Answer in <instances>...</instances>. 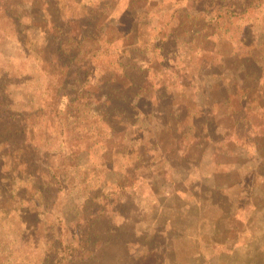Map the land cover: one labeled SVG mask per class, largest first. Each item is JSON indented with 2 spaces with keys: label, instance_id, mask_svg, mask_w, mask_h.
Segmentation results:
<instances>
[{
  "label": "rangeland",
  "instance_id": "rangeland-1",
  "mask_svg": "<svg viewBox=\"0 0 264 264\" xmlns=\"http://www.w3.org/2000/svg\"><path fill=\"white\" fill-rule=\"evenodd\" d=\"M40 1L49 20L51 15L56 16L53 18L56 24L65 23L56 10L73 17L82 12V0ZM15 2H19V9L14 13L22 16L20 21L23 24L29 23V10L36 18L35 11L30 8L32 0ZM207 2L211 0H196L191 5L184 3L186 6L182 5L181 8L184 11L200 10ZM212 2L217 7L229 3L232 11L239 7V0ZM158 7L165 12L162 17L164 21L171 12H176L166 27L169 33L175 31V24L182 18L183 11H176L173 2L161 3ZM250 14L244 16V23L242 19L234 26L253 28L263 22L264 1ZM230 27L227 34L234 31L233 26ZM215 33L218 39L214 48L224 55L227 66L228 56L250 50L249 38L241 37L247 43L237 40L228 43L227 38H221L222 35L224 37L223 31ZM25 37V34L17 35L10 21L0 17V104L4 101L7 105L10 101L12 108L28 111L43 105L49 90L44 91L42 84L45 78L39 71L40 63L37 61L40 58H36L34 52L28 58L26 56L29 52L26 47L34 49L36 46L30 42L36 40L37 45L43 44L44 37L37 32L31 37L29 29ZM196 41L201 43L199 39ZM195 50L200 51L199 47ZM179 51L181 57H186L185 48L180 47ZM180 56L171 52L173 62L180 64ZM111 58L110 55L99 56L96 60L102 62L98 65L95 61L94 66L102 69L116 67L115 63L109 64ZM190 64L194 66L193 62ZM227 66L223 67L225 73ZM130 68H133V77L140 76L138 69L134 66ZM186 74L189 85L192 82L196 84L192 88L196 97L189 100L188 95H184L181 100L184 105H179L180 110L183 112L188 108V121H207L208 113L197 111L196 106L197 101L201 104L202 96L206 93L199 89L196 95L199 82L191 81ZM115 81L111 82L110 87L121 84L119 78ZM213 87L214 99L217 100L220 93L214 84ZM179 89L176 87L177 91ZM3 91L11 92V95L6 96ZM125 91L130 94V90ZM189 91L191 87L187 93ZM170 94L168 90L153 94L150 109L154 117L148 122L144 120L143 127L155 130L154 133L161 130L165 119L163 110ZM55 104L51 105L60 111L61 106ZM226 107L227 103H216L212 108V118L208 117L213 134L218 132L214 140H219V134L224 132L218 129V124L227 111ZM94 110L97 107L84 108L79 116L72 111L69 121H66L64 112L54 116L44 111L38 114L36 125L31 124L26 132L36 138L32 146L23 144L22 140L0 142V158L4 156V163H0V264H264V137L256 138L261 148V160L252 171L253 167L249 166L253 163V148L249 151L245 149L247 154L237 147L233 150L236 153L221 155L210 143L204 150L190 148L192 154H196V159L197 156L200 159L193 166L182 165L172 158L162 165L161 161H157L159 159L150 156L156 150L155 142L153 137L146 136L145 130H141L138 136L141 143L147 145V148L144 146L145 155L138 148L139 145L137 149L122 147L120 153L113 150L115 142L108 128L102 126L93 115ZM3 116L0 111L1 123ZM76 119L77 122H74ZM113 127L118 129L116 125ZM187 135V139L192 138L190 133ZM168 138L166 148H171ZM98 142L102 145V151L96 145ZM105 148L106 154L103 153ZM137 150L144 159L137 161L139 168L136 174L139 180L146 179L156 190L151 191L149 183L148 186L139 187L133 195L129 191L121 194V189L128 190L129 187L118 188V192L109 194L110 183L127 180L123 168H129L134 163ZM77 151L81 158L79 162H87V165L75 169L73 165ZM11 156L16 158L14 173L7 170L10 168L7 158ZM152 160L155 162L151 164ZM48 167L54 171V177ZM31 172L33 176L29 177ZM149 173L156 176L151 177ZM43 178H50L48 186L42 184ZM104 181L108 184L103 185ZM54 182L57 185L52 186ZM127 182H130L129 179ZM215 183L221 189L217 194L212 193ZM234 201L237 202L236 215L230 217L226 215V209ZM215 230L218 231V240L213 246L210 239L215 236ZM68 245L77 249L73 257L67 255ZM83 252H87L86 255ZM58 257L61 258L60 263L59 260L56 262Z\"/></svg>",
  "mask_w": 264,
  "mask_h": 264
},
{
  "label": "trees",
  "instance_id": "trees-1",
  "mask_svg": "<svg viewBox=\"0 0 264 264\" xmlns=\"http://www.w3.org/2000/svg\"><path fill=\"white\" fill-rule=\"evenodd\" d=\"M263 1L239 0V7L236 6L232 11L229 9L231 4L217 7L211 0V2L204 4L199 15L189 16L183 13L180 16L182 17L180 18L181 21L175 29L177 40L189 43L199 39L204 46L208 47L210 43L207 40L210 37H216L215 31H223L224 37L221 36V38H227L228 42L237 40L247 43L241 37L250 39L251 46L248 45L250 50L241 56H234L238 57L240 61L238 63L239 74H242L243 78H229L220 92L218 91L226 96L223 99L227 101L228 107H226L227 111L218 124V129L224 130V132L219 134V140H214V135L216 136L218 132L213 134L210 122H207L212 118L210 113L206 115L207 121L193 119L190 122L188 121L190 115L186 113L188 108H185L183 112L178 108V103L182 102L183 96L188 95V99L191 100L193 93V83L189 85L188 80H186L183 66L177 61L173 64L168 61V65L164 66L162 57L159 60L161 53H157L158 56L147 55V52H159L158 45L168 39L169 32L166 27L175 16V13L171 12L166 21L162 20L165 12L160 11L158 6L161 3L173 2L176 5L174 9H178L184 3L194 4L195 0H172V2L170 0H82V2L79 1L82 5V12L74 17L61 13V10L55 11L57 14L60 13V19H65V23L61 22V24H56L53 21L56 16L51 15L49 20L40 0H32L30 8L35 11L36 18L29 10L28 14L31 17L28 16L30 18L28 24H23L20 21L22 16L14 13L16 9H19V2L0 0V17L10 21L17 35L25 34L27 37V29H29L31 37H34L36 32L44 37L45 42L43 44L37 45L36 40L30 42L33 45L36 44L34 49H30L26 43L23 45L27 46L26 49L29 50V52L26 50L27 58L32 52L35 53L36 58H40V61H37L40 63L39 71L45 78V82L42 84L45 86L44 91L49 90L47 98L43 100V105H39L34 110L14 109L9 106L10 101L7 105L4 104V101L1 102L0 111L4 116L3 122L0 121V142L22 140L23 144L32 146L36 138L34 135L29 136L26 132L31 124L36 125L39 113L45 111V113L49 112V114L56 116L60 112H64L66 121H69L72 111L73 114L79 116L82 109L97 107L93 115L97 117V121L102 126L108 128L109 135L115 142L113 150H117V153H120L122 147L136 148L139 145L138 148H141L142 154L145 155L144 146L147 145L142 144L138 138L140 131L145 130L144 133L147 137L154 138L155 143L153 145L156 149L155 151L151 150V155L149 152L147 154L152 159H159L157 161H161L162 165L168 162V158H172L173 161L180 162L182 165L186 163L193 166L194 163L200 162V159L198 156L196 159V154H192L190 148L204 150L207 143H210V146H214V150L221 155L236 153L234 151L237 147L242 152L245 149L249 151L253 148L254 157L251 158L253 163L249 167H253L251 171L255 170L258 167L256 163L261 160V148L258 146L256 138L264 137V19L256 27H247L251 28L249 31L246 27H235L234 23H238L242 19L244 23L245 17L251 15L250 11L261 6ZM230 26H233L234 31L232 34H227L231 29ZM215 39L217 40L218 36ZM214 47L207 48L198 56V62L201 66H209V63L216 65L215 63L219 61L220 54L215 52ZM160 51L163 50L160 49ZM103 55L113 57L109 64L115 63L116 67L98 68L102 61L96 59ZM135 57L136 60H133ZM188 57L189 60L184 65L193 62L191 54H188ZM235 59L237 60V58ZM95 61L98 62L96 66H94ZM130 66L138 69L139 77L136 78L131 75L133 68ZM231 66L232 69L237 67L236 62H232ZM192 67L191 64L188 65L189 72L192 71ZM116 78L121 80L119 82L122 85L110 87L111 82H116ZM105 82L107 84H103ZM168 86L171 88L169 89ZM176 87L180 89L177 91ZM190 87L191 91L187 93V89L189 90ZM123 88L130 90V94L127 91L124 92ZM161 90H168L171 94L165 104L163 114L165 119L161 130L154 133L155 130L146 129L143 126L145 125L144 120L148 122L153 119L154 114L150 109V104L153 94H158ZM241 92L246 96L241 97L239 95ZM4 94L10 96L11 92H4ZM175 98H179V100H175ZM54 102L56 106H61L60 111L53 108L51 104ZM61 102H63L62 105ZM182 105L184 104L181 103ZM74 122H77V119ZM113 125H116L118 129H114ZM188 133L192 135V138L187 139ZM167 137L171 140L169 141L172 144L171 148H166ZM148 142L151 143V141ZM96 145L99 146V149L102 148L99 142ZM106 149H104V154H106ZM78 154L79 151L74 157L75 164L73 167L75 169L87 165V162H79L81 158ZM142 154L137 150L134 163L129 165V168L126 166L123 168L127 180L122 183H110L109 194L118 192V188L129 187L128 190L123 188L120 192L125 194L129 191L133 195L139 187L148 186L150 182L146 179L139 180V175L136 174V170L139 168L136 166L137 161L144 159ZM245 154H247L246 151ZM214 156L216 157V155ZM7 159L10 164V168L7 170L14 173L17 167L16 158L11 156L10 159ZM153 162L155 161H150L151 164ZM0 163H4V156L0 158ZM140 163L143 165L142 162ZM48 169L52 171L54 177L52 168L48 167ZM148 169H150L149 166ZM18 174L19 172H17ZM31 176H33L32 172L29 177ZM155 176L156 174L151 175V177ZM128 179L129 183L127 182ZM49 181L50 178H43L42 184L48 186ZM53 184L57 185L56 182L51 185L53 186ZM106 184L108 183L104 181L103 185ZM58 185L60 186V182ZM217 185L216 183L213 185L212 193L220 192L221 189ZM151 186L150 190L153 191L155 188L153 184ZM100 189H102L101 185ZM115 199L117 198L115 197ZM236 210L237 202L234 201L226 209V215L234 217ZM217 232L215 230V236L210 239L212 244L214 243L213 246H216L218 240ZM86 236L89 235L86 234ZM83 247H81L82 250L85 249ZM68 248L69 250H66L67 255L73 257L77 249L72 245H68ZM86 253L83 252L82 254L86 255ZM58 260L60 263L61 258L58 257L56 262Z\"/></svg>",
  "mask_w": 264,
  "mask_h": 264
},
{
  "label": "crops",
  "instance_id": "crops-1",
  "mask_svg": "<svg viewBox=\"0 0 264 264\" xmlns=\"http://www.w3.org/2000/svg\"><path fill=\"white\" fill-rule=\"evenodd\" d=\"M183 6H186V5H183ZM175 10L176 11L177 10H181V11H183L182 13H184L185 15L194 16L195 14L199 15V12H200L201 9L200 10H195V11H192L193 9L184 11L182 8H178V9H175ZM174 13H176V12L174 11ZM175 16H176V14H175ZM180 21L181 20L179 19L177 21V23L175 24L176 25L175 29H176V27H178L177 25H178V23ZM177 30H178V28H177ZM176 33H177L176 30L175 31H171L170 33H168L169 34L168 39L165 42H162L161 44L158 45L159 52H156V53H148L147 52V55L148 56H154V55L158 56L157 53H161V55H159V60L162 57V59H163L162 60V64L165 66V65H168V61L173 64V60L171 58V52H175V53H177L180 56V51H179L180 47L181 48H185L186 51H187L186 57H184L183 55L182 56L184 58L180 56L181 57L180 59L182 60L181 62H188V60H189L188 54H191L192 59H193V54H194L196 56V58H195V60L194 59L192 60L194 66L192 67L193 70L191 72H188V65H184L186 63H182V64L180 63V65L183 66V72L184 73H189L187 75L189 77H191V81L195 80V81L199 82V86H197L198 89H197V92L195 94L197 95V93L199 92V89H203V91H204L203 93H206L204 96H202L203 97V101L200 102L201 104H199V102L197 100H195V101H197V105H196L197 106V111H204V112H207L208 114L209 113L211 114L212 110H213L212 108H213V106L216 103L219 104V105L220 104L223 105V104L227 103V101H225L223 99V97H226L225 95H222L224 93L220 94L219 99H217V100L214 99V94H213L214 87H213V84H214V86H217L216 90L220 92L221 88L227 83L226 81L229 78H231V77L236 78V79L243 78L241 76L242 74H239V72H240L239 69L240 68H239L238 63L240 61H239L238 57H234L235 55L236 56H241V55H243V53L235 54L236 52H234L233 56H228L229 60H228V66H227L226 63H224V61H225L224 55L223 54L221 55L215 49V52H218V54H220L219 61H217V63H215L216 65H211L213 63H209V66L208 65L207 66H201L200 63L198 62V56L200 54H202L203 51L206 50L207 48L214 47L215 42L217 41L215 38H217V36L214 37V38L210 37L209 40H207V42L209 41V43H210L209 44L210 46L208 47V46H204L203 43H199L196 40L190 41L189 43L179 41V40H177L175 38ZM239 42H241V41H239ZM197 47H199V50H200L199 52H196L197 50H195V48H197ZM160 49L163 50V51H160ZM235 58H237V60ZM133 60H136V57ZM232 62H236L237 67L232 69L231 68L232 67L231 66ZM225 66H227V69H228V70H226V73H225V70L223 68ZM194 85H196V84L193 83V88H194ZM192 90H194V89H192ZM166 95H167V93H166ZM193 95L194 94L192 93V97L195 98L196 96H193ZM239 95L241 97L242 96L243 97L246 96L242 92ZM180 104L181 103H178V108H180V106H179ZM164 111H165V109L163 110V112ZM206 127H208V126H206Z\"/></svg>",
  "mask_w": 264,
  "mask_h": 264
}]
</instances>
